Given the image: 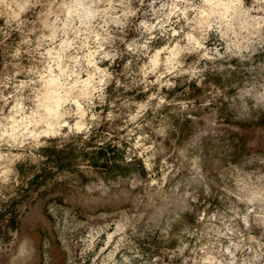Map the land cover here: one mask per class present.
Instances as JSON below:
<instances>
[{"label": "rangeland", "instance_id": "1", "mask_svg": "<svg viewBox=\"0 0 264 264\" xmlns=\"http://www.w3.org/2000/svg\"><path fill=\"white\" fill-rule=\"evenodd\" d=\"M71 2L0 0V136L9 117L44 111L36 98L49 75L66 69L63 83L75 72L69 85L93 76L90 95L82 84L70 92L53 132L38 135L43 123L16 141L0 138V264H264V19H252L264 18V0H240L230 21L213 16L203 32L191 10L203 0H124L136 15L107 26L103 47L114 59L101 53L91 66L94 37L84 47L83 29L79 38L68 30L72 47L49 74L48 52L65 39L61 6ZM85 2L104 8L108 0ZM174 2L191 6L186 19L172 16L164 35L141 27ZM6 4L27 7L16 19ZM57 15L50 41L45 21ZM91 23L105 37L104 21ZM188 34L204 47L181 52L159 83H141L155 51L177 41L195 47ZM167 55L148 82L166 71ZM97 68L106 70L103 85Z\"/></svg>", "mask_w": 264, "mask_h": 264}, {"label": "clouds", "instance_id": "2", "mask_svg": "<svg viewBox=\"0 0 264 264\" xmlns=\"http://www.w3.org/2000/svg\"><path fill=\"white\" fill-rule=\"evenodd\" d=\"M99 2V0H98ZM155 2V0H153ZM6 8L9 9H18V11H15L12 13V15L19 19L20 12H23L25 8L27 7V4H6ZM62 8L66 9V19L63 21V29H60V31H63L65 39L59 46V51H56L55 49H50L48 52V55L51 57L52 63L49 64L47 72L49 74L53 71V64L56 68L60 67V59L62 53L67 51L68 48L72 47V42L67 40V31L71 30L75 32L76 37L79 38L81 36V28L83 29L84 33V47H88V40L94 37V42L96 43V50L88 53V55L85 57V59L88 61V63L91 66H94L96 61L94 60V57L97 55H100L103 53L102 59H114L115 53L110 54L109 52L104 51L103 45L107 43L109 40L112 39L111 36L107 35V26L109 24L114 25H122L129 16H135L136 13L132 11L127 4L124 3V0H120V3L117 5H114L112 3V0H108L107 6L104 8H98L93 3H87L85 0H72L71 3L63 4L61 6ZM164 7H169L170 11L166 14V16L161 17V19H158L156 23L148 24L144 21H141V27L148 32L152 33L154 29H161V35H164V31L168 30L166 29V25L170 22V18L174 15H176L178 12L184 15L185 19L187 18L186 13L190 10L191 6L184 8L183 10L177 6V3H172L171 5H162V10ZM117 8H123L124 10L120 12L119 15H116ZM240 8V0H228V2H224V0H203V6L197 7V8H191L192 11L196 13V16L193 17V21L197 24L199 30L203 32L206 28L210 29L212 27V23L209 21L213 16L219 17L221 20L224 21H230L232 17L228 15L230 11H235L236 9ZM160 10H154V11H160ZM258 11L261 9H257ZM49 16L53 15L51 11L48 13ZM247 15V13H245ZM100 17L104 23L100 26L102 29L105 30V37H101L98 33H95L92 31V21L95 20L97 17ZM73 17H75L76 20L79 21V24L76 27H73L74 21ZM121 17H124V21L121 20ZM253 21H260L264 18L259 17H253ZM60 20V16H56V20L53 21L51 25L45 21V27H50L52 29V34L49 37H46V39L50 41H55L56 39V33L58 29L55 27L56 21ZM163 20V23L161 22ZM193 21H189V23H192ZM257 27H260V23H257ZM243 27V26H242ZM171 34L173 37L179 35V33L175 30H171ZM226 35V33H225ZM187 41L189 45H195L193 48L179 47V41L175 45H173L171 48H169L167 45L164 47L158 49L154 52V54L149 58L148 63L144 64L140 68V73L143 76V80H141V83H159L163 75H166L167 73H171L175 70V68L179 67L180 65L176 63V58L181 54V52L185 51H196L200 48H203V44L200 43L199 40H196L195 37L191 34L187 35ZM203 38V37H201ZM149 39H154V37L150 36ZM148 41H145L143 45H140V48H147ZM127 50L129 52H136V46L135 42L133 41L131 44L126 45ZM161 53H168L163 63L165 64L166 71L164 73H160L156 76V81L148 82L147 77L150 73L155 74L157 72V68L161 64L160 56ZM207 56V52L204 53ZM144 55H148L147 52H144ZM131 63V61H129ZM66 69L62 70L60 72L59 76L49 75L48 79L45 81L44 87L47 89L42 95L37 96V101H39L38 109H44L45 112L48 115H41L39 110L34 111L31 113V115L28 116H21L19 120H16L14 117H9V119L12 121L11 125L8 128H5L2 137H8L11 141H16L19 137H24L25 133L28 135H33V133L29 132V128L33 125L43 124L46 123L51 118H56L58 110L62 103L67 102V97L70 94L72 90L76 89L77 84H82L83 87L80 89V92L82 95H90L88 92V89L92 87L91 81L93 80V76H89L88 79L80 81L77 78L76 83L69 85L68 79H71L72 75H77L75 72H73L71 75L68 76V79L64 80L63 83H61V78L65 76ZM96 72L101 77L98 81L100 85H103L105 83L104 77L106 76V70H101L99 68L96 69ZM110 75V74H108ZM41 80H45L44 76H41ZM68 89L67 92L64 90ZM99 89L93 88V91H97ZM64 93L63 98L61 97V93ZM6 99V98H5ZM73 103H76L74 100ZM79 107V105H77ZM143 107V105H141ZM14 111L17 116H20L23 112V106L18 100L16 105L14 106ZM83 113H81V116ZM78 125V130H79ZM38 135L44 136L48 135L47 132H40ZM122 230V229H121ZM212 261V257L208 258V261L205 262V264H210ZM218 264V262H217Z\"/></svg>", "mask_w": 264, "mask_h": 264}, {"label": "bare ground", "instance_id": "3", "mask_svg": "<svg viewBox=\"0 0 264 264\" xmlns=\"http://www.w3.org/2000/svg\"><path fill=\"white\" fill-rule=\"evenodd\" d=\"M86 80V79H85ZM45 91H47V89L45 90ZM67 92V91H66ZM43 94V93H42ZM63 95H64V93H61V97L63 98ZM67 100H68V97H67ZM39 104V103H38ZM63 105H64V103H62L61 104V106H60V108H59V110H58V113H57V116H56V118H51V117H49V119H48V121L46 122V123H44L45 125H46V128H44L43 129V131H45V132H47V133H50L51 131L53 132L54 131V127H56L55 126V124L56 123H59L60 122V119H61V117H63ZM65 105H67V104H65ZM44 110V109H43ZM41 115H48L46 112H45V110L41 113ZM28 116V115H27ZM65 117V116H64ZM16 120H19L18 118H16V117H14ZM43 124V125H44ZM59 124H61V123H59ZM58 125V124H57ZM37 125H33V128H29V132L31 133V132H36L37 130ZM41 131V130H40ZM39 133V132H38ZM26 134V133H25Z\"/></svg>", "mask_w": 264, "mask_h": 264}]
</instances>
